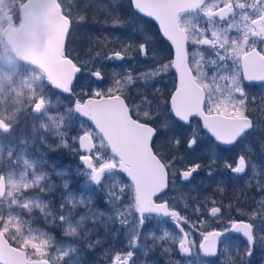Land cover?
I'll return each instance as SVG.
<instances>
[{"label": "snow or ice", "instance_id": "6c2138e0", "mask_svg": "<svg viewBox=\"0 0 264 264\" xmlns=\"http://www.w3.org/2000/svg\"><path fill=\"white\" fill-rule=\"evenodd\" d=\"M112 3L116 5L117 0ZM89 6L87 2L84 4L85 9ZM100 7L108 11L107 6ZM127 8L126 18L115 14L114 8L109 11L112 22L107 26L124 27L142 22L143 16L153 18L168 41L166 54H161L155 37L138 23L133 31L140 35L135 38L113 37L120 45L119 50L108 49L105 54L102 48L88 60L78 56L69 58L68 44L75 25L61 0H0V134L11 133L20 117L30 111L41 118V128L59 140L56 148H66L79 158L75 172L83 175L84 186L91 185L95 191L104 192L111 207L108 219L127 228L128 251L107 249L105 257L109 264H135L133 249L138 246L147 253V246L138 245V238L143 235L142 226L153 214L170 218L184 234L179 238L182 254L188 255L196 248L182 226L189 223V218L176 210L166 193L176 187L178 179L189 182L203 165L186 161L176 151L171 155L162 152L155 143L156 137L181 123L191 129L187 148L194 149L199 136L191 121L199 116L203 129L215 141L234 145L256 130L248 115V104L256 98L249 99L243 82L264 81V48H257L258 43L264 45V0H127ZM79 19L85 20L86 15H80ZM230 30H235L237 35H230ZM107 40L105 36V44ZM97 42L89 34L86 43L89 53ZM137 53L142 60L152 61L144 71L135 72ZM97 59L99 65L94 63ZM130 59L133 64L125 66L123 72H111L107 89L93 88L89 92L84 87L78 93L74 91L73 82L78 74L83 73L89 81L102 82L105 62ZM171 69H175L178 84L170 101L154 99L160 91L157 88L151 96L137 89L139 102H128V87L134 81L143 80L147 85ZM52 93L58 97L66 94L69 98L63 113L49 114L48 97ZM259 100L264 106V96ZM161 116L165 117L163 122L153 126ZM73 128L77 134L69 137ZM41 139L47 143L46 137ZM166 143L170 149L178 150L181 138L170 136ZM13 149L14 145L5 147L0 143V264H64V258L76 249L59 245L48 233L31 227L24 213L31 218L34 210L39 209L47 222L65 228L68 236H77L86 219L98 220L104 213L93 207L92 192L71 191L61 196L59 211H50V202L40 193L51 192L57 186L51 183L47 173L39 171L44 161L22 159L24 150L17 153ZM260 149L264 152V139L260 141ZM251 150L250 145L246 146L234 162L226 161L224 167L232 174L245 173L251 163L247 154ZM214 167V163L209 165V175ZM251 167L253 176L247 183L251 185L256 179V186L264 192V173L257 176V166ZM56 174L66 173L61 170ZM63 188H69L68 180L63 181ZM207 200L203 202L205 207ZM216 203L212 200L213 206L207 208L213 217L222 214V207L215 206ZM81 205L88 212L73 221V211ZM259 206L264 215V196ZM192 211L201 216L204 210L197 206ZM256 215L254 210L249 218ZM228 224L230 227L223 230L202 232L198 251L207 257L222 255L228 246L218 247L221 239L238 233L246 238L247 246L236 255L241 257V264H250L256 247L264 248V236L259 235L253 223L242 218L229 217ZM149 235H153L154 246L156 240L170 238L168 231L162 236L151 232ZM100 243V240L90 241L88 246L95 248ZM67 264H81V261L77 257L74 261L69 259ZM220 264L225 261L221 260Z\"/></svg>", "mask_w": 264, "mask_h": 264}, {"label": "flooded vegetation", "instance_id": "af4514ba", "mask_svg": "<svg viewBox=\"0 0 264 264\" xmlns=\"http://www.w3.org/2000/svg\"><path fill=\"white\" fill-rule=\"evenodd\" d=\"M86 1L90 0H61L66 10L72 14L75 25L73 34L76 28L79 27L83 31L82 35H87L89 38V34H92V36L98 39V42L93 45L92 53H89L87 50L86 53L83 54V58L90 59L91 55L101 51L102 48L105 49V54H107L108 49L119 50L120 45L113 41V37L126 39L129 36L135 38L137 35H140V33L133 31L134 28H137L133 23L117 28L102 26V22L106 25L111 24L112 20L109 19L111 17L109 16V11L113 8L115 9V14H119L121 17L126 18V14L129 11L127 8V0H117L116 5H113L112 0H94L95 5H92L91 2H87L90 6L85 9L84 4ZM64 2H67L68 5H65ZM100 5L107 6L108 11L100 7ZM93 13L95 18H93ZM82 14L86 15V19L78 24V19ZM139 27L155 37L158 47L163 46V50H161L162 55L167 53L169 48L168 41L160 33L158 26L152 19L143 16L142 22L139 23ZM86 29L90 31L87 32ZM100 29L105 30L100 31ZM229 34L233 36L237 35L235 30H230ZM105 36L108 37L106 44L104 43ZM72 45V42L68 44L69 58H74L75 56L80 57L81 53L76 52ZM204 47L206 49V46ZM189 48L190 50H194L191 45H189ZM257 48L258 50L264 48V45L258 43ZM195 50L199 51V49ZM135 59V72L146 70V66L152 63L151 60H142L138 53ZM95 62L96 65L100 63L99 59ZM132 64L133 61L131 59L123 62H105V79L102 82L94 80L89 81L88 77L83 73L78 74L73 82L75 86L74 91L78 93L84 87H87L89 92L93 88L107 89L111 79V72L113 70L123 72L125 66L130 67ZM209 74L211 73L209 72ZM243 83L249 99L251 100L252 97L256 98L254 103L248 104V115L249 118L255 122L256 130L240 138L234 145H225L215 141L211 134L203 129V121L199 116L192 118L191 121L192 126L198 129L199 136L198 144L194 149L187 148L188 133L191 129L181 123L175 124L170 131H162L160 135L156 137L155 143L162 152L171 155V152L176 151L178 154L183 155L186 161L199 163L203 165V167L193 175L189 182H181L178 179L176 187L166 193V197L172 198L170 202H174L176 210L189 218V223L182 226L185 228V231L189 232L188 239L194 241L196 248L193 249L189 257L180 255L178 253V243L183 233L179 231L175 222L170 218L162 216L156 217L155 214H153L152 219L146 221L142 228L146 229L149 233H154L155 236H162L164 231H168L172 237L164 241L156 240L154 246L153 235H150V264H175V262H179L178 264H202L204 261H207L208 264H220L221 260L204 256L202 252H199L198 246L202 240V232L223 230L225 227H230L228 224L229 217L233 219L242 218L247 222L253 223L254 227L258 229L259 235L264 236V215H261L259 206L264 192L256 186V179L251 181V185L247 183L249 178L253 176L252 164L257 166V176L264 173V152L260 149V141L264 139V106L261 105L259 100L260 97L264 96V81L245 80ZM177 84L178 76L175 69L169 70L162 78L149 81L147 85L143 80L134 81V83L128 87V102L131 104H137L139 102L140 95L137 89H142L151 96L157 88L160 91L156 94L154 99L170 101L171 94L175 91V86ZM63 98L68 97L65 94ZM29 114H31L30 111ZM164 119L165 117L161 116V119L156 120L153 126L159 125ZM170 136H179L181 138L178 150L170 149L167 145L166 140ZM248 145H250L252 149L247 153L250 156L251 163L246 166L245 173L232 174L229 169L224 167L225 162H234L238 155L245 151ZM177 162L179 163V160ZM212 163H214L215 167L212 174L209 175V165ZM122 179L125 180L124 177H122ZM98 194L101 195L102 198H105L104 192H98ZM206 198H208V200L207 206L205 207L203 202ZM212 200L217 202L215 206L222 207V214L217 217L211 216L207 211V208L213 206ZM185 205L188 207H185ZM197 206L203 208V215L197 216L193 213L192 209ZM254 210L257 215L250 219L249 215ZM201 220L204 222L201 223ZM85 221V233L88 234V239L89 237L92 239L94 235L98 240L105 242V236H110L112 249L113 245H115L114 248L116 249L119 245H123L124 248L127 249V247H125L128 242L126 226L121 225L116 220L110 221L108 216H100L98 220L86 219ZM192 224L196 226L193 228L191 227ZM225 245L228 246V251H244L247 246V241L242 234L230 233L221 239L218 247L223 249ZM99 247L102 248L101 254L95 255L94 258L103 260L104 264H109L108 259L105 257L106 247L104 245H100ZM165 249H171V251L165 252ZM259 258H264V248L257 246L250 264H264V259L257 261Z\"/></svg>", "mask_w": 264, "mask_h": 264}, {"label": "trees", "instance_id": "16d2710c", "mask_svg": "<svg viewBox=\"0 0 264 264\" xmlns=\"http://www.w3.org/2000/svg\"><path fill=\"white\" fill-rule=\"evenodd\" d=\"M16 134L17 138L10 140V135L11 134ZM24 136L23 138H20ZM30 136L28 135V132L26 130L25 127H20V129L16 130L13 129L11 133L8 134H0V143H2L5 147H7L9 144L14 145V151L15 152H19L21 151V149H24V157L23 158H28V159H37V160H43V164L42 167L39 169V171H43L45 173L48 174V178L51 181V183L55 184L57 187L55 189H53L51 192L45 191L44 193H40L41 197L50 202V211H59V206H60V201H61V196L62 195H66L68 191H71L75 194H80V193H89L90 189L88 188H83V185L81 184V186L78 185V180L77 178H74V176L72 175V172L74 168L73 163L71 162L70 158H64L65 156V151L63 148H54L51 149V147L46 146L42 149H36L38 147H41L45 144H48V140L47 143L43 142L41 144H37V146H35L34 149H30L28 148V146L30 145L28 143V146H26L24 143H26L28 140L30 142ZM30 149V150H29ZM36 149V150H35ZM7 152L5 151L4 155L6 156ZM54 165V167H53ZM22 162H21V167H22ZM72 168V170H71ZM63 170L66 174L58 177L56 176L58 171ZM77 177V174H76ZM64 180H68L69 181V188L67 190H65L63 188V181ZM80 181V178H79ZM41 183H44L43 181ZM36 191L38 192L39 189L37 188ZM96 200L93 199V207L95 208ZM100 208H105V209H111L110 205H108L107 203L103 204H99L97 205ZM70 207V206H69ZM80 210L79 211H73V215H72V219L73 221L75 220H79L78 216H83L85 214H83L82 212H88V208L85 206H81V207H77ZM35 215L34 217H29V215L27 214V212L24 213V218L25 220H29L30 226L38 229L39 231H43L48 233L49 235H51L54 238V241L62 246H66V245H71V246H75L74 248L76 249V251L74 253H69V257H65L64 258V264H67V261L69 259L71 260H75L77 257L80 258L81 264H101V262H99L98 260L94 259L93 261H91L90 259H88L86 257V253L90 250V251H95L97 250L96 247L99 246L96 245L95 248H89L86 249V245L87 242L85 241L86 237L82 236V235H77V236H68L65 235V228L57 226L54 223H49L46 221L45 217L43 216V214L40 212L39 209H35L34 210ZM109 213V211H107V214ZM49 220L51 219V217L48 218ZM81 231H83V228L81 229ZM97 237H95L94 239L88 240V242L90 241H96ZM111 241L109 240V238L106 237V242L103 243V245H111ZM13 245H15V243L13 242ZM16 246V245H15ZM29 251H31L29 249ZM51 251H55V245L53 247V249H51ZM243 253V252H240ZM218 260H224L225 264H231L232 261H235L236 264H241V257L236 255V252L234 254H231L229 252H223L222 255H218ZM264 258H259L257 259V261H261ZM252 260V258H251ZM250 260V261H251ZM256 261V262H257ZM135 264H150V258L146 257L144 258L143 262L142 260H139L137 262H135Z\"/></svg>", "mask_w": 264, "mask_h": 264}, {"label": "rangeland", "instance_id": "374dc122", "mask_svg": "<svg viewBox=\"0 0 264 264\" xmlns=\"http://www.w3.org/2000/svg\"><path fill=\"white\" fill-rule=\"evenodd\" d=\"M86 2H91L92 5L94 4V0H90V1H86ZM64 4L68 5L67 2H64ZM92 15H93V18H95L94 13ZM109 19L112 20V17H110ZM82 22L83 21L78 19V24L82 23ZM138 23H140V22L133 23V24L137 27ZM102 26L109 27L104 22H102ZM103 30H105V29H102V30L100 29V31H103ZM86 31L89 32L90 30L86 29ZM82 34H83V31L79 27H77L75 32H74V34H73L71 42L73 43V45H72L73 49L76 52H80L81 53L79 58L81 60H88V59L83 58V54H85L86 51H87L86 43H87L88 36L87 35H82ZM160 49L163 50V46H160ZM75 57H77V56H75ZM94 63L96 64V62H94ZM48 99H49V105L48 106H49V109H50V112H49L50 115H55L57 112L63 113V111L65 109V106L68 104L67 101L65 102V100L62 97H58L57 94L56 95H53V94L49 95ZM18 121L27 122L28 125H29L27 132H28V135L31 137L30 138V142L28 140L26 143H24L26 146H28V143L30 144L28 146V148L34 149L35 146H37V144L43 143L44 141L41 139V137H46V139L48 140V144H45V145H43L41 147H38L36 149H42V148H44L46 146H50V145H51V149L56 148L55 145L59 143V140L55 136H53L52 133L48 132L44 128H41V126H40L41 118L39 116L27 113V114L22 115ZM34 125H35V129H36L35 132L33 131V126ZM76 134L77 133H76L75 128H73V129H71L69 131V137H71L72 135H76ZM9 137H10V140H11V138L12 139L17 138L15 133L11 134ZM23 137L24 136H22L20 138H23ZM63 149L65 151V155H68L70 153L68 151V149H66V148H63ZM6 156H7V154H6ZM23 157H24V154H23ZM64 158H70L71 162L74 165L73 169H76V167L78 166L77 162H79V159L77 157H74L72 155V156H64ZM71 170H72V168H71ZM72 175L74 176V178H77L79 186H81V184H82L84 189L88 188V186L87 187L84 186V177H83V175H77V177H76L75 170H73ZM56 176H58V175H56ZM58 177H61V176H58ZM79 178H80V181H79ZM80 182H81V184H80ZM89 186L91 188V191L94 193L93 194L94 195V200H96L95 209L98 210L101 213H104V214L107 213V211H108L107 209H105V208H100L99 209V207L97 206L100 203L104 205L106 203V200L104 198H102L101 195L98 194V191L94 190L93 186H91V185H89ZM81 206H83V205H81ZM81 206H78V207H81ZM79 210H80L79 208H76L74 211H79ZM82 213L86 215L87 212L85 211V212H82ZM101 216H104V215H101ZM80 217L81 216H78L79 219H80ZM141 231H142L143 235H142V237L138 238L139 239L138 245H146L147 246V253L146 254H145V249L142 248V247H139L141 252H140V257H139L140 259H138V260H142V262H143L144 258H146V257L150 258V235L147 234L149 232L146 229L141 228ZM78 233L82 234L83 232L78 230ZM170 237H172V236H170ZM117 249L120 250V249H122V247L119 245V248H117ZM135 258H136V254H135Z\"/></svg>", "mask_w": 264, "mask_h": 264}, {"label": "water", "instance_id": "95a60500", "mask_svg": "<svg viewBox=\"0 0 264 264\" xmlns=\"http://www.w3.org/2000/svg\"><path fill=\"white\" fill-rule=\"evenodd\" d=\"M147 17V16H146ZM148 18H150V17H148ZM150 19H152L156 24H157V26H158V28H159V30H160V27H159V22H157L156 20H154L153 18H150ZM179 246V245H178ZM182 254V253H181ZM183 255H185V254H183ZM189 255V254H188Z\"/></svg>", "mask_w": 264, "mask_h": 264}]
</instances>
